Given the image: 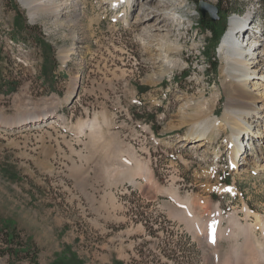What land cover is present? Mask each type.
<instances>
[{
  "label": "rangeland",
  "instance_id": "obj_1",
  "mask_svg": "<svg viewBox=\"0 0 264 264\" xmlns=\"http://www.w3.org/2000/svg\"><path fill=\"white\" fill-rule=\"evenodd\" d=\"M106 1L26 8L0 0L2 226L37 248L36 264H50L65 245L85 264H264V108L261 118H247L250 134L238 158L237 143L227 144L230 127L201 145L189 124L168 129L217 93L213 117L225 121L226 92L234 91L220 40L230 20L248 12V32L260 37L264 8L259 0L235 1L242 13L226 18L223 7L213 24L223 31L215 36L202 27L193 0H177L179 22L143 12L142 0L115 8ZM156 18L175 29L154 30ZM167 44L179 46L169 53L179 66L154 81V61ZM120 167L129 169L124 180L110 176ZM3 246L0 264H35L22 253L9 259Z\"/></svg>",
  "mask_w": 264,
  "mask_h": 264
},
{
  "label": "bare ground",
  "instance_id": "obj_2",
  "mask_svg": "<svg viewBox=\"0 0 264 264\" xmlns=\"http://www.w3.org/2000/svg\"><path fill=\"white\" fill-rule=\"evenodd\" d=\"M18 1L21 3V5H23L26 8L28 7L30 8L33 6L36 7L37 4L39 5L49 4L50 6L52 4H55L53 3V0H18ZM119 1L121 0H108L106 2H108V4H111L112 8H115L116 5L119 4ZM153 1H157V2L152 3ZM140 4H141V9L143 12H146L147 14H151V12H154L156 14L162 15L161 20L168 19L174 22H179L182 19V14L179 11V9L182 7V4H179L177 0H142ZM50 6L47 7L49 10L50 8H52ZM44 11H46L45 7H44ZM37 12H39V9L38 10L36 9V11L32 10L29 13V17L33 20ZM145 18L146 16L143 19ZM161 23L156 18V24L152 23V27H154V30H165L168 32L170 29L172 30L175 29V27L166 29L164 26H167V24L165 23L161 24ZM251 23H252V20H251L250 12H248V14H246L245 17L232 18L230 20V27L228 28L227 35L223 36V38L220 40V43H219V45L222 48L221 49L222 55H223L222 57L225 60V66H224L225 74H227L228 80L230 82L228 85H230L234 91V93L233 92L230 93V91L228 90L226 92L228 93L227 94V104H226V113H228V115L225 117L226 119H223L225 121L221 122V120L218 119L217 117H213L214 109L212 108H214L215 103L219 98V93H217L215 95L213 94V98L211 97L212 100L210 103H207L206 100H204L202 103H197L196 106L191 108V110H193L194 112L187 113V114H184V113L179 114L178 115L180 117L178 120L179 122L174 124L173 126H170V128H168V129H171L172 127L174 128L181 124H189L190 132L193 133L195 136L199 137L198 141L200 142V140L202 141V140H205L206 138L210 139L211 136L213 135L214 130H221L224 127H230L232 129L233 135H231V137L228 139L229 143L227 144H230L228 146L232 147L233 145L232 143L234 144L237 143V148L236 150H234L236 152L235 154L236 158L239 157V153H240L239 150L241 149L242 144H244L243 139L249 136L248 134H250V131H248L249 126H247L248 123H250V121L247 118H254V117L261 118L260 116L262 115L257 116V114H259V110L264 108V68L256 67V64L258 62L264 63V52L263 50L261 51L260 49L261 45L264 44V34L262 30L258 32V34H261L260 37L255 36L254 30L252 33L249 34L248 29L252 28V25H250ZM239 35H241L240 39H239ZM162 38H163V35L160 39ZM238 42L240 43L237 44ZM233 43L236 44V47H231ZM72 49L73 48H70V50ZM179 49H180L179 46H176L175 44H169V45L167 44V49L160 51L159 61L158 60L154 61V63H160V68H159L160 71L158 72L159 73L158 78L152 76V79L154 81L156 79L160 80V78H162L163 75H165L168 72L169 73L172 72L176 67L179 66L178 61L176 62L171 61L172 59L169 56L170 51L177 52ZM166 50L167 52H165L164 55H161L162 54L161 52L166 51ZM66 58L68 60V57ZM78 81H79V78H76L70 82L71 84L69 86L68 92H70L72 88L76 86ZM189 104L186 105L187 108L191 106ZM35 118L36 117L33 116L30 119V121H36L37 119ZM52 121L53 120H51L50 122ZM95 125L92 124L90 126L91 128L90 130H94ZM193 134H189V136L186 135L187 138L184 137L185 140H188V139L190 140L191 138H188V137H191V136L193 137ZM201 144H202L201 142L198 143V145H201ZM234 151L232 150L233 153ZM246 152H247V149H246ZM129 158H130L129 159L130 162L132 164H135L134 165L135 167L139 165V161L136 158L132 157L131 155H129ZM244 158H243L242 163H245ZM234 162L233 164H238V160H235ZM252 163H253V166L254 164L256 165V163L254 162ZM120 168L118 169L115 168V170L111 172L112 174L110 176L115 177L117 180L119 179L124 180V178H126V176H128V173H129L126 170H129V169L125 170V168H121V169ZM238 169L239 168H237V170ZM222 188L225 189L226 187H222ZM226 189L232 190L231 187L226 188ZM172 195L173 196L175 195V197L176 196L178 197V195L175 192H172ZM245 211L246 212L249 211V209L246 206H245ZM258 224L259 226H261L264 232V222L258 221ZM215 225L216 223L213 225L214 229H215ZM214 229L207 228V233L210 230H213L212 231L213 234L211 235V238L213 241L215 240L216 242L217 237L215 238Z\"/></svg>",
  "mask_w": 264,
  "mask_h": 264
},
{
  "label": "trees",
  "instance_id": "obj_3",
  "mask_svg": "<svg viewBox=\"0 0 264 264\" xmlns=\"http://www.w3.org/2000/svg\"><path fill=\"white\" fill-rule=\"evenodd\" d=\"M193 1L198 5V2L200 0H193ZM216 1H217L216 5L218 6L219 11L223 7L229 5L227 10L225 11V16L227 18L233 12L234 13L236 12L239 14L242 13L241 8H235L233 7L232 4H235L236 3L235 1L243 2L245 0H216ZM259 3L261 7L264 8V0H259ZM199 22L201 23L202 27L210 30L213 35L214 33H215V36L218 34L219 31H215L214 29V26L216 25L215 23L217 22V20L215 21L211 20V18L209 17L207 13L205 15H202L200 13ZM222 31H223V28L222 30H220L219 34H221ZM214 61L215 59L211 61V64L213 68H216L217 63H214ZM18 235L19 234L15 227L12 229L3 227L0 222V242L4 245L3 250H2L3 254H6L9 259H14V258H18V256L22 253L26 255V257H29V259L33 263L36 264L37 263V253H38L37 248L30 243L28 244V246H26L24 242H21V241L18 242L16 240L17 238H19ZM50 264H85V261L75 250L72 249L70 245H65L62 251L56 254V257L54 258V260H52ZM111 264H124V262L117 259V260H113Z\"/></svg>",
  "mask_w": 264,
  "mask_h": 264
},
{
  "label": "water",
  "instance_id": "obj_4",
  "mask_svg": "<svg viewBox=\"0 0 264 264\" xmlns=\"http://www.w3.org/2000/svg\"><path fill=\"white\" fill-rule=\"evenodd\" d=\"M198 10L202 15H205L206 13L209 15L211 20L215 21L217 20V12H218V6L215 4H211L207 1L200 0L198 2Z\"/></svg>",
  "mask_w": 264,
  "mask_h": 264
}]
</instances>
